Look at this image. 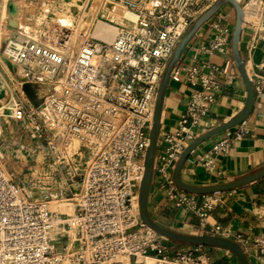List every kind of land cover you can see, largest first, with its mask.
<instances>
[{
  "label": "built area",
  "instance_id": "obj_1",
  "mask_svg": "<svg viewBox=\"0 0 264 264\" xmlns=\"http://www.w3.org/2000/svg\"><path fill=\"white\" fill-rule=\"evenodd\" d=\"M218 1L119 0L136 19L133 30H118L110 45L87 38L76 50L67 40L58 46L8 42L5 55L12 67L35 76L46 89L28 111L21 102L14 104L11 119L23 122L52 165L78 183L80 200L72 214H53L0 167V264H217L209 253L214 248L164 246V239L141 221L138 199L162 77L185 35ZM232 1L242 12L238 53L256 94L264 83V0ZM226 7L233 8L223 6L201 28L212 34L211 40L193 49L195 64L185 73L189 100L174 132L158 137L163 152L154 166L167 202L197 218L198 236L231 241L245 255L252 251L255 264H264L263 236L246 239L208 222L221 203L219 194L197 200L172 179L217 94L235 79L227 65L212 61L224 56L231 43L235 16L224 12ZM179 80L175 66L169 82ZM246 134L239 124L230 136L216 140L196 166L214 174L217 160ZM252 217L264 222V209Z\"/></svg>",
  "mask_w": 264,
  "mask_h": 264
},
{
  "label": "crops",
  "instance_id": "obj_2",
  "mask_svg": "<svg viewBox=\"0 0 264 264\" xmlns=\"http://www.w3.org/2000/svg\"><path fill=\"white\" fill-rule=\"evenodd\" d=\"M212 34L205 28L197 35L184 50L176 67L180 70V80L169 82L163 96L160 115L159 136L163 133H173L189 100L191 87L185 81L186 70L194 62L193 49L201 44H207ZM243 55V49L240 47ZM212 61L220 67H227V72L234 76L230 87H223L217 94L213 104L200 125L196 129L198 137L212 131L236 117L244 108L248 93L247 88L237 72L234 64L232 42L224 56H214ZM247 134L240 140L233 142L227 156L220 157L216 162V170L212 175H206L196 164L207 158L212 144L223 137L230 136L233 129L222 133L201 144L189 156L180 171V181L190 187H208L231 183L264 169V83L260 85V92L253 94L247 118L240 124ZM163 152V145L159 143L155 157ZM160 177L153 169L152 182L148 197V214L159 227L168 231L198 236V220L196 217L173 207L166 200V193L160 190ZM221 203L211 214L210 220L228 232L243 235L246 239L257 236L264 237V222L252 217L256 209H264V180H260L242 189L219 194ZM197 200L201 196H195ZM166 246L170 250H177L183 245ZM210 255L217 264H237L236 258L227 255L222 249H210ZM254 253L246 255L249 264H255Z\"/></svg>",
  "mask_w": 264,
  "mask_h": 264
},
{
  "label": "rangeland",
  "instance_id": "obj_3",
  "mask_svg": "<svg viewBox=\"0 0 264 264\" xmlns=\"http://www.w3.org/2000/svg\"><path fill=\"white\" fill-rule=\"evenodd\" d=\"M228 8L223 11L235 16L234 8ZM125 11L119 0H0V167L27 197L47 207L66 206L72 214L80 200L79 185L66 179L58 165H52L43 146L30 140L23 122L11 119L14 104L21 102L28 111V106L39 103L46 89L35 76L27 77L26 71L12 67L5 55L6 45L9 41L31 40L58 46L67 40L73 49L75 42L81 45L86 38L110 45L116 36L112 42L98 40L93 37L94 27L102 24L118 32L122 28L111 21L110 15ZM208 222L213 224L210 219ZM162 243L175 245L166 240Z\"/></svg>",
  "mask_w": 264,
  "mask_h": 264
},
{
  "label": "water",
  "instance_id": "obj_4",
  "mask_svg": "<svg viewBox=\"0 0 264 264\" xmlns=\"http://www.w3.org/2000/svg\"><path fill=\"white\" fill-rule=\"evenodd\" d=\"M227 4H230L234 8V11H235V25H234V30H233L232 39H231L232 52H233V59H234V64L236 66L237 72L239 73L240 77L244 81L246 88H247V93H248L247 101L242 111L236 117L231 119L228 123L212 131H209L208 133L204 135L199 136L198 138L195 139L193 143H191L186 148V150L184 151V153L182 154V156L180 157L179 161L177 162L175 166V169L172 174V179H173L175 186L179 190L187 194L193 195V196L221 194V193H226L230 191H235V190L247 187L251 184H254L260 180H264V169L254 174L238 179L237 181H234L231 183L215 185V186H208V187H190V186L183 184L179 178V174L183 167V164L189 158L190 154L195 149H197L201 144L205 143L206 141L222 133H225L235 128L239 124H241L247 118L248 112L250 110L251 102H252L253 92L251 89L249 79L245 73L244 66L241 61L240 55L238 53V46H237L238 34L240 32V28L242 25V12H241L240 7L234 1L219 0L213 6V8L210 11H208L201 19H199L193 25V27L188 31V33L185 35V37L179 44L178 48L176 49L173 57L171 58L167 66V69L162 77L156 104H155L153 125H152V130H151L150 138H149V147L147 149L146 157H145L144 176H143V180H142L140 190H139L138 207H139V215H140V218L143 224H145L148 228H150L153 232H155L162 239L166 241H170L172 243L181 244L183 246L184 245L185 246H203V247L222 249L232 254L236 258L239 264H249L246 255L244 254L242 249L237 244L231 241L225 240V239H220V238L189 236V235H183V234H178V233L168 231L166 229L159 227L152 221V219L150 218L148 214V209H147L148 197H149L152 176H153L155 154H156L157 142H158V137H159L160 115L162 111L163 96L167 89L171 72L176 66V64L178 63V61L180 60L181 55L183 54L184 50L190 44V42L195 37V35L198 33V31L202 28L204 23L208 21L223 6Z\"/></svg>",
  "mask_w": 264,
  "mask_h": 264
},
{
  "label": "bare ground",
  "instance_id": "obj_5",
  "mask_svg": "<svg viewBox=\"0 0 264 264\" xmlns=\"http://www.w3.org/2000/svg\"><path fill=\"white\" fill-rule=\"evenodd\" d=\"M111 14H112L110 15L111 21L120 25L121 28L130 30V28L134 25L136 14L133 12L125 11L118 16L115 15L116 13H111ZM116 33H117L116 29L114 30L102 24H96L93 31V37L103 42H112L113 38L116 36ZM79 46H80L79 43L75 42L73 48L76 50ZM249 68L250 65L246 67L247 70H249ZM48 209L65 215H70V211H71L70 208H67L66 206H57L54 204H50Z\"/></svg>",
  "mask_w": 264,
  "mask_h": 264
}]
</instances>
